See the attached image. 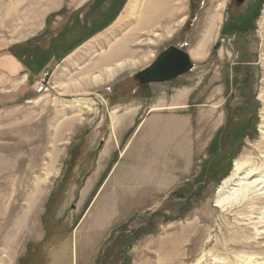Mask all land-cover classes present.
Masks as SVG:
<instances>
[{
    "label": "rangeland",
    "instance_id": "374dc122",
    "mask_svg": "<svg viewBox=\"0 0 264 264\" xmlns=\"http://www.w3.org/2000/svg\"><path fill=\"white\" fill-rule=\"evenodd\" d=\"M143 1L0 0V264H264V0H175L157 34ZM171 45L192 69L140 83Z\"/></svg>",
    "mask_w": 264,
    "mask_h": 264
},
{
    "label": "bare ground",
    "instance_id": "6f19581e",
    "mask_svg": "<svg viewBox=\"0 0 264 264\" xmlns=\"http://www.w3.org/2000/svg\"><path fill=\"white\" fill-rule=\"evenodd\" d=\"M175 0H144V4L142 6V13L140 15L139 24L141 27H145L149 31V33L155 32V30H163V28L168 27L166 25H170V22L174 19V15L172 11V4ZM139 3V2H138ZM139 5V4H138ZM138 5L135 6V14L138 13L139 7ZM175 22V21H174ZM167 121V123H164ZM157 128H160V131H164L161 127H168V132L171 134V138H173V135L175 140L173 139V143L179 144L183 137L186 136V131L188 130V127L186 126V122L184 119L177 118V117H170L168 120L165 119H158L157 120ZM165 132V131H164ZM182 138V139H181ZM184 141V140H183ZM165 143V142H164ZM169 149V148H168ZM174 153V152H173ZM249 163L247 161H244L242 163H236L234 171L231 176L237 174L238 172L243 173L245 169V165ZM242 170V171H241ZM264 172V166L263 167H254L251 172L247 173L245 178L250 177H260L255 180H252L251 183H246L247 190H244V192L241 194L242 197L246 196L247 194L251 196V200L258 204V202L263 201V195L260 191H263L264 188V175L262 174ZM262 174V175H261ZM229 180H231L229 177L225 179L224 183H222L224 189L228 187ZM235 185H237L235 183ZM255 186L257 189H255ZM255 189V190H254ZM254 191H257L256 193ZM259 192V193H258ZM250 200V201H251ZM251 204V203H250Z\"/></svg>",
    "mask_w": 264,
    "mask_h": 264
},
{
    "label": "water",
    "instance_id": "95a60500",
    "mask_svg": "<svg viewBox=\"0 0 264 264\" xmlns=\"http://www.w3.org/2000/svg\"><path fill=\"white\" fill-rule=\"evenodd\" d=\"M192 67L193 62L188 52L171 45L159 52L146 68L136 74V77L140 83L172 81L189 72Z\"/></svg>",
    "mask_w": 264,
    "mask_h": 264
},
{
    "label": "built area",
    "instance_id": "2783aa9c",
    "mask_svg": "<svg viewBox=\"0 0 264 264\" xmlns=\"http://www.w3.org/2000/svg\"><path fill=\"white\" fill-rule=\"evenodd\" d=\"M46 82H45V77L43 79H41L40 81H37L36 85H37V93H41V92H44V91H47L48 90V87L45 85Z\"/></svg>",
    "mask_w": 264,
    "mask_h": 264
},
{
    "label": "crops",
    "instance_id": "0c3cea01",
    "mask_svg": "<svg viewBox=\"0 0 264 264\" xmlns=\"http://www.w3.org/2000/svg\"><path fill=\"white\" fill-rule=\"evenodd\" d=\"M83 1H85V0H74V2H75L76 4H78V3L80 4V3L83 2ZM81 4H83V3H81ZM81 4H80V5H81Z\"/></svg>",
    "mask_w": 264,
    "mask_h": 264
}]
</instances>
